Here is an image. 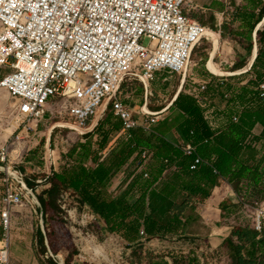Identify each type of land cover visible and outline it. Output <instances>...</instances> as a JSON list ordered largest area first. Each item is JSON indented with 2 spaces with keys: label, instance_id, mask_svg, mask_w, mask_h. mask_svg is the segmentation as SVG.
<instances>
[{
  "label": "trees",
  "instance_id": "1",
  "mask_svg": "<svg viewBox=\"0 0 264 264\" xmlns=\"http://www.w3.org/2000/svg\"><path fill=\"white\" fill-rule=\"evenodd\" d=\"M222 5L216 1L213 8ZM231 6L236 9L234 28L222 35V42L233 49L234 67L241 70L249 65L254 53L253 34L264 20V0H231ZM212 18V28L216 29L217 21L215 16ZM257 38L259 56L247 83L242 80L235 84L208 71L200 73L191 63L173 103L176 116L171 126L176 127L182 142L194 144L196 153L207 162L191 170L194 156L184 155L162 129L149 135L142 128L131 129L128 138L124 135L110 146L111 134L122 130L121 119L110 109L111 114L104 118L107 129H103V124L99 127L101 138L95 143L93 139L79 143L70 150L68 157L74 158V163L63 172H54L49 187L38 196L39 201L45 199L48 203L51 199L50 205L55 207L58 194L63 193V198L72 196L76 208L88 209L117 239L122 255L126 256L125 264H166V258L168 264H198L189 257L192 242L186 229L200 219L195 203L203 205L223 178L234 185L240 198L237 204L224 205L225 222L232 229L224 242L226 254L233 264H264V233L256 229L250 213L264 199V130L261 135H254L258 124L264 126V96L259 89L264 83V26L258 30ZM197 49L192 62L200 55ZM207 56L204 55V61ZM204 80H209L204 82L208 87L201 90ZM137 81V90L144 92L143 84ZM155 95L152 89L148 107L157 111L162 107L150 103ZM200 96L208 97L207 105L198 101ZM216 99L231 104L239 113V121L234 122L227 113L228 125L213 128L205 112L210 107L216 110ZM251 135L254 137L249 141ZM144 151H148L145 158ZM128 164L131 180L115 195L110 190L111 182ZM170 167L172 172L162 182ZM155 244H162V249H154ZM217 253L223 256L221 251L210 250L209 257H216Z\"/></svg>",
  "mask_w": 264,
  "mask_h": 264
},
{
  "label": "built area",
  "instance_id": "2",
  "mask_svg": "<svg viewBox=\"0 0 264 264\" xmlns=\"http://www.w3.org/2000/svg\"><path fill=\"white\" fill-rule=\"evenodd\" d=\"M189 1L0 0V68L11 71L0 79V91L20 100L23 132L37 131L57 99L67 100L60 114L68 112L66 125L81 135L89 125L90 131L95 129L109 108L121 119L123 132L150 129L163 112L147 106L156 74L168 71L185 77L194 49L214 31L188 15L190 10L183 6ZM127 77L138 79L145 88L139 117L119 98ZM207 87L201 83L200 89ZM259 89L264 96V83ZM207 99L200 96L198 101L205 106ZM239 118L238 113L232 115L234 122ZM178 146L184 155L194 156L191 170L207 162L194 144ZM6 159L4 149L0 160ZM6 164L27 185L42 183ZM2 188L0 264H11L13 208L33 201L7 177L2 178ZM254 222L264 233V203L255 207Z\"/></svg>",
  "mask_w": 264,
  "mask_h": 264
},
{
  "label": "rangeland",
  "instance_id": "3",
  "mask_svg": "<svg viewBox=\"0 0 264 264\" xmlns=\"http://www.w3.org/2000/svg\"><path fill=\"white\" fill-rule=\"evenodd\" d=\"M216 1L221 2L223 4L222 7L217 8L214 6L212 10L207 9L213 7ZM183 7L184 9L190 10L187 13H190L195 20L211 29L214 22L212 17L215 16V20H218L219 23L221 22L223 36L229 34L232 28H234L232 19L236 13V9L231 6V0H190L186 2ZM262 26H264V21L261 23V28ZM214 30L219 32V30ZM213 33L217 34L214 31ZM217 37L219 38V36ZM212 38L213 36L211 39ZM211 39H208L209 42L206 41L204 55L209 56L212 51ZM214 41L216 44L218 43L215 37ZM148 43L149 41L146 40L145 44ZM203 43L204 41L198 44L197 51L202 49ZM227 58L229 59L228 61H230L231 58L229 54ZM192 60H194L193 54ZM228 61L224 62L220 69L223 70V72L226 71V73L236 72L229 71L234 65ZM10 72L8 68H0V78L8 75ZM241 72L242 71H239L237 73ZM157 75L159 76L157 77L158 79L155 76V85L153 82V87L156 88L157 93L154 98H150V103L154 105L153 107L167 108L177 91L181 76L172 74L168 71H160ZM213 75L216 76V78L229 80L235 84L239 81L243 80L245 82L249 79L247 75L246 77L239 76L229 78ZM211 80L215 79L212 78ZM166 81H169L167 85L164 84ZM205 81L209 80L201 81V83ZM139 85L137 79L129 77L125 86L127 89L130 88V91L121 94V99L130 106L132 114L135 117L138 116L140 107L144 103V92H139L137 90ZM11 100L15 102L17 106L16 108H11L12 112L10 111L11 117L14 119V125L17 127L20 126L23 121V116L19 108L20 100L15 97H11ZM56 102L57 106H55L45 117L43 122L40 123L37 131L33 130L30 131V133L23 132L24 124L15 131L5 148L7 156L6 161L2 162L0 160L2 166H6V163H10L17 168L23 169L26 167L27 170L24 172L28 178L42 181V183L38 184L33 183L34 186H38L36 190H39L40 193L49 187L50 178L53 180L54 172H63L64 169L74 163V158L68 157V153L75 145L85 143L90 139H93V143H95L96 140L101 138L99 130L100 125L103 124V129H107L104 123L106 114L104 118L99 119L95 129L90 131L92 127L89 125L87 128L88 131H85V134L81 135L79 132L66 125L70 122V118L67 116L69 113L65 112V114H60L67 100H54L52 106L55 105ZM219 103L220 101L216 99L215 105L217 106ZM171 110L172 107L170 106L159 116L162 117L167 115ZM107 113H109V115L111 114L109 110ZM206 114L210 122L214 124L218 118V112H216L213 107H210L209 110L207 109ZM153 126L154 125H151L150 129L145 130V133L148 135L152 133L151 129H153ZM123 136L124 134H121L119 131L113 132L111 134L110 146L114 144L118 138ZM28 152L31 157H33L31 163L26 159ZM2 178L3 175L0 173V200L3 189ZM63 195V193L58 194L55 207L50 205L51 199L46 206V212L48 214L47 223L49 222L48 227L51 229V234L48 232V238L51 247L56 253H63L67 264H125L126 256L119 255L116 247L111 248L107 245L108 243L105 237L108 235V231H106L96 216L84 207L76 208V201L72 196H69V198L64 196L63 198ZM32 200L33 202L31 203L25 202L13 208L11 264H16L15 262H20L21 260L28 262L29 260H41L43 264H54L50 260H47L42 247L40 241L39 212L35 205L37 204L35 199L32 198ZM1 208L0 203V210ZM251 209L250 213L254 216L255 208ZM0 232V248H2L4 240L1 238V235L4 232L1 226ZM82 249L83 251H81ZM97 249H100L101 252L98 253Z\"/></svg>",
  "mask_w": 264,
  "mask_h": 264
},
{
  "label": "crops",
  "instance_id": "4",
  "mask_svg": "<svg viewBox=\"0 0 264 264\" xmlns=\"http://www.w3.org/2000/svg\"><path fill=\"white\" fill-rule=\"evenodd\" d=\"M212 8L213 7L207 8V9L212 10ZM212 30H214V29L212 28ZM216 30H219V32H216L214 30V32L219 34L218 35L219 38L216 39V40H218L217 41L218 43L217 44L215 43L214 37H213L212 41H211L212 42V49H211L212 51L209 54V56H207V59L204 61V49H205V44H206V40H204L202 49H200V55L198 56V59L195 62L194 61L192 62V60H191V63L197 69L196 71H199L200 73H203V72L206 73L207 71L210 72L208 70L209 63H211L214 67L216 66L215 68H217V69L219 68V70H221L220 68H221L222 64L229 60L227 58L228 54H229V57L231 58L230 61H228V62L232 63V65L235 64L233 61L234 59H236L235 52L233 51V49L228 44H226L227 42H225V43L222 42L223 39H222L221 22L219 23L218 20H217ZM210 37H212V36H210ZM211 58H212V60H211ZM191 63L189 65L188 71L190 69V66L192 65ZM207 63H208V68L206 66ZM215 64H217V65H215ZM245 68L238 70V69H235V67L233 66L232 69H230L229 71H236V72H229V73H237L239 71H243ZM248 68H249V65H248ZM188 71L186 74V79H187ZM221 71H223V70H221ZM224 72H226V71H224ZM250 72L247 74H244L245 76L244 75H240V76L246 77V75L248 76V74H250ZM158 73H160V72H158ZM210 73H212V72H210ZM157 74H156V78L159 76ZM237 74H241V73H237ZM237 74H233V75H237ZM237 77H239V76H237ZM2 78H0V79H2ZM128 78L129 77L124 79L122 82L121 89L119 91V98L120 99H121L122 93H126V92L130 91V88L127 89L125 86V84L128 81ZM134 79H136V78H134ZM238 79H241V78H238ZM154 80L151 83L150 89L148 91V96L152 92V89L155 91V93H157L156 88L153 87ZM246 81H248V79ZM246 81H245V83H247ZM168 82L169 81H166L164 84L167 85ZM155 83H156V81L154 82V85H155ZM183 85H184V83L182 84V76H181L177 91L175 92L174 97L172 98L169 105L173 102V99L175 101L179 92L182 90ZM144 93H145V88H144ZM144 97H145V94H144ZM121 100L123 102H125L123 99H121ZM143 101L145 102V99ZM173 103L170 105L172 107V110L169 112V114L164 115L162 117L159 116L158 121L155 124H153L154 126H153V129H151V130L155 131V130L162 129L163 133L165 134V137L172 140L178 146L179 144L183 143L182 141L184 139L182 138V136L180 135V133L178 132L176 127L171 126L173 121H174V118L176 116V111H175ZM147 106H148V103H147ZM16 107L17 106H16L15 102H12V100H11V96L6 91H0V153L7 147V144L9 142L10 138L15 133V131H17V129L21 126V124H20V126L15 127L14 121H13L14 119L11 117V112H12L11 108H16ZM167 108H162V109L157 110V111H163L164 112ZM110 109L111 108L107 109V111ZM107 111L105 112V114L103 115L102 118H104V116L107 114ZM152 111H154V110H152ZM216 112H218V118L216 119V122L214 123L215 125L213 124V122H210L212 127L216 128V129H222L228 125L227 113L229 114V116L231 118H232V115H234L235 113H238V112H235L234 107L231 104H225L224 102H221V101L218 104V107L216 108ZM221 112H222V114H221ZM138 117H139V114H138ZM166 119L168 120V122H164ZM263 130H264V126L262 124H258L256 126V128L254 129V135H257V136L261 135ZM143 131H145V130H143ZM120 133L124 134L125 137L128 138V135H127L128 132L125 133V132H123V130H121ZM15 152H16V150H15ZM29 152L26 155L27 156L26 159H27V161L29 160L28 161L29 163H31V160L33 159V157H31ZM14 167L17 170L22 171L23 173H25L24 171L27 170L26 167H24L23 169L17 168L16 166H14ZM172 170H173V168L170 167L166 171L165 176L162 179V182H164V180L172 172ZM130 171H131V166L128 164L126 167H124V169L120 173H118L114 177V179L111 182V188H110V190L112 191L113 194L119 195L121 193V191H123L127 187L129 180H131V179H128V176H130ZM145 173H148V172H145ZM145 173H144V176H145ZM25 175H26V173H25ZM148 176H149V174H148ZM148 176H145V177H148ZM130 178H132V177H130ZM204 201L205 202L203 205H200L198 202L195 203V205H196L195 213L198 212V214L200 215L199 221L192 222L191 224L188 225V227L186 229V236H187V238L190 239V242H192V244H190L191 246H189V248H191V250H192L189 257L193 258V260H196L198 264H233V259L229 255H227L226 251H225L224 242H225V239L231 234L232 229L225 222L226 218L224 216L225 215L224 214L225 213L224 205L228 204V203H231V204L239 203L240 198L238 196V192L232 183H230L226 179L221 178L219 184L217 186H215V188L213 189L212 194L208 198H206ZM262 201H263L262 203H264V199ZM262 203H259V204H262ZM255 207H252V208H255ZM47 224L49 226V222ZM48 232L51 234V229H49V227H48ZM105 239H106V241L108 243L107 245L109 247H111V248L116 247L119 255H122V248L120 247L119 242L117 241V239L113 235L108 234V235H106ZM161 245L162 244H160V246H159V244H155L154 249H160L162 247ZM207 247H208V249L206 250ZM210 250L211 251H221L223 253V256L220 257V254L217 253L216 257H211V256L209 257ZM81 251H83V249ZM188 252H190V250H188L186 253H188ZM58 254H59L63 264H67L65 261V258H64V254L63 253L62 254L58 253ZM164 262L166 264H168L169 259L166 258L164 260ZM15 263L16 264H43V262L41 260H29V262L21 260L20 262H15Z\"/></svg>",
  "mask_w": 264,
  "mask_h": 264
},
{
  "label": "water",
  "instance_id": "5",
  "mask_svg": "<svg viewBox=\"0 0 264 264\" xmlns=\"http://www.w3.org/2000/svg\"><path fill=\"white\" fill-rule=\"evenodd\" d=\"M254 37H255L254 54H253L251 62L249 63V66H252V67L255 64V62H256V60H257V58L259 56V51H260V38H258L259 42L257 44V42H256L257 37L255 35H254ZM185 79H186V76L182 78V84L184 83ZM173 102H174V99H173ZM170 105H169V107H170ZM0 173L3 175V177H7L10 180H12V182L14 184H16L17 187L19 189H21L26 195H28L31 198V200H32V196H40L41 197V194H40L39 190H36L37 188H30L24 182L22 177L19 174H17L11 167L5 166V165L2 166L0 164ZM35 205L37 207V211L39 212V217H40V226H39L40 227V241H41L42 247L44 249L46 258L48 260H50L52 263H54V264H63L59 254L56 253V251L51 247L50 242H49L48 229H47L48 214L46 212L47 202H46L45 199H41L40 202H38V204H35Z\"/></svg>",
  "mask_w": 264,
  "mask_h": 264
},
{
  "label": "bare ground",
  "instance_id": "6",
  "mask_svg": "<svg viewBox=\"0 0 264 264\" xmlns=\"http://www.w3.org/2000/svg\"><path fill=\"white\" fill-rule=\"evenodd\" d=\"M264 21V20H263ZM262 23V22H261ZM261 23L259 24V26H258V28H257V30H256V32H255V36L257 37V32H258V30L261 28ZM209 34L211 35V36H213V37H215V40L216 39H218V35L217 34H214L213 32H210L209 31ZM208 39H211V37L210 38H206V41H208L209 42V40ZM212 40V39H211ZM256 42H257V44H258V38H257V40H256ZM211 60H212V58H211ZM206 66H207V68H208V63L206 64ZM216 67V66H215ZM211 63H209V68H208V70L210 71V72H212L213 74H215V75H218V76H222V77H226V78H229V77H237V76H240V75H244V74H247V73H249L252 69H253V67L252 66H249V68H248V66L241 72V74H237V75H233V74H236V73H226V72H223V71H221V70H219V68L217 69V68H215ZM29 187H30V185H28ZM30 188H32V187H30ZM32 198H34L35 199V201H36V203L38 204V202H40L39 201V198H38V196H32ZM96 246V245H95ZM97 252L98 253H100L101 251H100V249H97ZM107 255V254H106ZM105 258H107V257H105Z\"/></svg>",
  "mask_w": 264,
  "mask_h": 264
}]
</instances>
